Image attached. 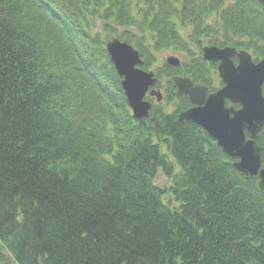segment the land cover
Wrapping results in <instances>:
<instances>
[{"label":"trees","instance_id":"16d2710c","mask_svg":"<svg viewBox=\"0 0 264 264\" xmlns=\"http://www.w3.org/2000/svg\"><path fill=\"white\" fill-rule=\"evenodd\" d=\"M174 101L132 116L106 44ZM207 45L264 58L258 0H0V264H264V190L172 94ZM191 58L173 69L158 56ZM152 100V99H151ZM263 148L264 130L257 138ZM162 173L169 181L157 184Z\"/></svg>","mask_w":264,"mask_h":264},{"label":"water","instance_id":"95a60500","mask_svg":"<svg viewBox=\"0 0 264 264\" xmlns=\"http://www.w3.org/2000/svg\"><path fill=\"white\" fill-rule=\"evenodd\" d=\"M259 1L264 5V0ZM106 49L122 80L133 118L149 117L152 104L146 101L148 93L158 103L163 101V94L156 90L158 79L154 72L140 68L144 64L140 52L128 43L112 39ZM203 57L210 63H220L218 73L225 87L208 95L205 86H195L190 78L174 77L176 98L187 97L195 105L182 112L178 119L203 128L228 156L238 160L234 163L235 169L245 176H258V187L264 190L263 149L255 140L264 128V61L256 64L249 52L237 53L230 47H206ZM235 57L239 59L237 66L233 61ZM167 64L173 68L181 66L176 57H169ZM226 99L240 104L241 109L227 108ZM247 133L251 139H247Z\"/></svg>","mask_w":264,"mask_h":264},{"label":"flooded vegetation","instance_id":"af4514ba","mask_svg":"<svg viewBox=\"0 0 264 264\" xmlns=\"http://www.w3.org/2000/svg\"><path fill=\"white\" fill-rule=\"evenodd\" d=\"M213 46H216V45H213ZM227 47L234 48L237 51V53H239L241 51H248L249 53H252L248 49L238 48V47H235V46H232V45H227V46H223V47H219V48H222L223 49V48H227ZM253 59H254V61H255L256 64L258 63V61L259 62L264 61V58L258 59L255 55H253ZM191 61H192L191 58L187 57V61L186 62L189 63V65L191 64ZM233 61H234L235 65L237 66L238 63H239V59L237 57H235V58H233ZM215 64L216 65H213V66H216V68H217L215 70L216 73L213 72L209 76V78L201 79V80H199L197 82H194V85H202V86H205L208 89V95L215 94L219 90H221V89H223L225 87V83L223 82L222 78L220 77V75L218 73V67H219V64L220 63L217 62ZM174 77H180V75H174V76H172V78H174ZM190 78H192V77H190ZM172 91L175 92L174 89H172ZM263 94H264V87H263ZM187 101H188V99H187ZM190 103L188 101V104H190ZM194 106L195 105H193V104H191V106L189 105V107L186 109V111L189 110V109H191V108H193ZM226 107L227 108H234L235 110H240L241 109V105L240 104H234L232 102V100H230V99H226Z\"/></svg>","mask_w":264,"mask_h":264},{"label":"rangeland","instance_id":"374dc122","mask_svg":"<svg viewBox=\"0 0 264 264\" xmlns=\"http://www.w3.org/2000/svg\"><path fill=\"white\" fill-rule=\"evenodd\" d=\"M170 56L177 57V58L181 59L182 62L183 61H185V62L187 61V56L184 55L181 52L165 51V52H162L161 54H159L158 58H159L160 61L158 62L157 66H162L164 63H166V59L168 57H170ZM167 103H169V104L167 105ZM167 103L165 104V108H166L167 112L173 113L174 111H176V105H175L174 101H170V102H167ZM157 184L162 186V187H164L166 185H169V181L162 173H160L158 178H157Z\"/></svg>","mask_w":264,"mask_h":264}]
</instances>
